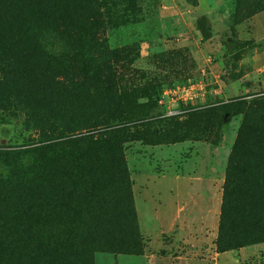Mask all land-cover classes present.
Instances as JSON below:
<instances>
[{"label": "rangeland", "instance_id": "rangeland-1", "mask_svg": "<svg viewBox=\"0 0 264 264\" xmlns=\"http://www.w3.org/2000/svg\"><path fill=\"white\" fill-rule=\"evenodd\" d=\"M105 3L108 19L97 35L100 47L92 45L107 58L106 67L84 60L90 71L81 82H63L66 99L55 107L22 97L0 72V152L6 153L0 158L5 173L0 244L6 249L0 255H9L12 264H32L36 256L31 199L46 168L29 150L61 132L62 116L72 113H86L98 128L105 121L115 126L126 108L106 103L111 93L126 95L127 108L145 116L128 125L135 140L122 144L141 252L96 250L74 259L83 256L84 264H264V243L222 253L215 248L231 147L247 107H256V99L264 104V0ZM84 43L83 59L91 51L90 41ZM228 100L244 102L242 112L220 114ZM77 125L85 127L81 119ZM77 205L70 212L62 206L61 232L53 236L47 230L45 240L76 242Z\"/></svg>", "mask_w": 264, "mask_h": 264}, {"label": "trees", "instance_id": "trees-1", "mask_svg": "<svg viewBox=\"0 0 264 264\" xmlns=\"http://www.w3.org/2000/svg\"><path fill=\"white\" fill-rule=\"evenodd\" d=\"M105 2L0 0V68L6 67L0 72L4 83L16 86L22 97L39 104L45 100L53 108L66 99L64 81L81 82L88 74L85 61L100 70L106 67L107 58L97 54L92 45L100 47L97 35L108 19ZM84 40L90 41L91 51L83 59ZM14 53L18 57L12 58ZM104 100L126 108L117 115L115 126L105 121L98 128L84 112L60 115L63 130L29 150L46 168L36 179L31 199L36 223L32 264H71L73 260L84 264L83 256L74 259L72 255H91L96 250L127 255L141 252L122 144L135 140L128 125L144 121L145 116L139 109L127 108L126 95L107 93ZM254 102L256 107L248 106L243 114L224 170L217 253L264 243V104L258 99ZM243 103L228 100L219 112L233 116L242 112ZM80 119L85 127L77 125ZM2 155L6 153L0 152V158ZM4 175L0 169V179ZM74 203H78L76 242L45 240L47 230L53 236L61 232L57 223L60 209L64 206L70 212ZM49 219L53 222L46 226L44 221ZM5 250L0 244V252ZM5 263L12 264V258L0 255V264Z\"/></svg>", "mask_w": 264, "mask_h": 264}, {"label": "crops", "instance_id": "crops-1", "mask_svg": "<svg viewBox=\"0 0 264 264\" xmlns=\"http://www.w3.org/2000/svg\"><path fill=\"white\" fill-rule=\"evenodd\" d=\"M218 256H220V255H218Z\"/></svg>", "mask_w": 264, "mask_h": 264}]
</instances>
